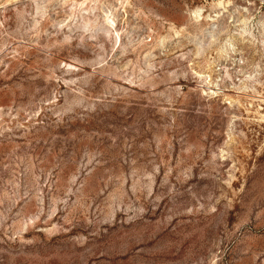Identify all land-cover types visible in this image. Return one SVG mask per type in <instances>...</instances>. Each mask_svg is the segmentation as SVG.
<instances>
[{
	"label": "rangeland",
	"instance_id": "374dc122",
	"mask_svg": "<svg viewBox=\"0 0 264 264\" xmlns=\"http://www.w3.org/2000/svg\"><path fill=\"white\" fill-rule=\"evenodd\" d=\"M0 264H264V0H0Z\"/></svg>",
	"mask_w": 264,
	"mask_h": 264
},
{
	"label": "bare ground",
	"instance_id": "6f19581e",
	"mask_svg": "<svg viewBox=\"0 0 264 264\" xmlns=\"http://www.w3.org/2000/svg\"><path fill=\"white\" fill-rule=\"evenodd\" d=\"M220 5H222V3H220Z\"/></svg>",
	"mask_w": 264,
	"mask_h": 264
}]
</instances>
